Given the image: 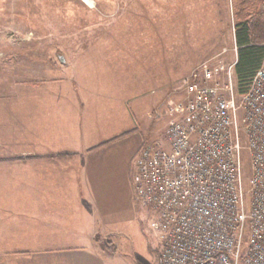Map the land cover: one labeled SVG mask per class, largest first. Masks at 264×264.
<instances>
[{"label":"rangeland","instance_id":"374dc122","mask_svg":"<svg viewBox=\"0 0 264 264\" xmlns=\"http://www.w3.org/2000/svg\"><path fill=\"white\" fill-rule=\"evenodd\" d=\"M235 3L241 4L0 0V97L14 87L109 77L129 92L143 146L163 141L176 119L170 106L182 99L181 85L194 70H211L227 94V72L237 59ZM233 81L237 84L235 72ZM242 139L248 188L251 169L245 134ZM133 203L126 216L108 222V249L114 254L108 263L160 264L158 212L136 190Z\"/></svg>","mask_w":264,"mask_h":264},{"label":"crops","instance_id":"0c3cea01","mask_svg":"<svg viewBox=\"0 0 264 264\" xmlns=\"http://www.w3.org/2000/svg\"><path fill=\"white\" fill-rule=\"evenodd\" d=\"M249 5L264 21V0ZM56 83L0 97V264H109L108 222L134 205L144 146L129 92Z\"/></svg>","mask_w":264,"mask_h":264},{"label":"built area","instance_id":"2783aa9c","mask_svg":"<svg viewBox=\"0 0 264 264\" xmlns=\"http://www.w3.org/2000/svg\"><path fill=\"white\" fill-rule=\"evenodd\" d=\"M214 77L203 68L185 79L164 140L137 159L136 193L158 212L160 264H264V55L242 95L234 65L227 94Z\"/></svg>","mask_w":264,"mask_h":264},{"label":"trees","instance_id":"16d2710c","mask_svg":"<svg viewBox=\"0 0 264 264\" xmlns=\"http://www.w3.org/2000/svg\"><path fill=\"white\" fill-rule=\"evenodd\" d=\"M236 12L237 60L234 65L238 95L244 94L260 67L264 55V21L250 12L249 0H239Z\"/></svg>","mask_w":264,"mask_h":264},{"label":"bare ground","instance_id":"6f19581e","mask_svg":"<svg viewBox=\"0 0 264 264\" xmlns=\"http://www.w3.org/2000/svg\"><path fill=\"white\" fill-rule=\"evenodd\" d=\"M83 1H85L86 3H91V0H83Z\"/></svg>","mask_w":264,"mask_h":264}]
</instances>
